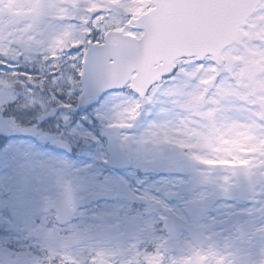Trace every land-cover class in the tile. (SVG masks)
<instances>
[{
  "label": "rangeland",
  "instance_id": "374dc122",
  "mask_svg": "<svg viewBox=\"0 0 264 264\" xmlns=\"http://www.w3.org/2000/svg\"><path fill=\"white\" fill-rule=\"evenodd\" d=\"M92 7L102 14L95 20L86 15L94 10ZM149 8L150 0H9L6 10L0 5V81L10 84L6 87L0 83V110L14 125L34 123L53 108L63 106L60 96L70 100L78 97L79 89L74 76H79L82 71L85 49H82L83 45L67 47V44L73 39L79 43L86 42L88 28L93 22L98 27H108V21L138 18ZM120 25L119 29L125 34L136 35L129 31L130 21L121 22ZM98 32H93L89 39L95 40ZM247 34L245 48L226 52L227 65L219 71L210 61L203 67L192 61L183 65L176 78L154 90L146 105L147 118L140 113L139 104L125 96L111 97L96 112L107 117L109 128L118 131L126 141L133 139L136 146L133 156L141 158L142 165L170 173L169 182L166 175V179L154 183L156 190L162 189L164 197L174 198L168 200L178 201L177 205L182 202L187 208L199 206L197 203L201 202L208 204L210 216L196 223L212 231V245L207 253L199 257L188 254L185 247L188 242L185 241L181 245V253H177L176 257L171 256L173 264H227L231 260L234 264H246L247 251H244L243 257L234 256L236 249H233V254L228 251L233 242H240L245 235H249L246 232L245 235L236 233L239 223L244 225V219L236 215L235 218H229L231 211L238 214L244 207H229L226 201L246 195L245 180L252 174L262 177L263 185L253 198L263 203L256 210L264 215V148L261 144L264 134L262 126L256 121V117L263 114L261 108L264 109V7L251 21ZM63 50L75 52L72 56L75 64L72 67L56 72L52 70L53 64L41 66V57L48 59L53 52L59 54ZM241 62L246 65L237 69V64ZM55 72L59 76L49 80ZM230 73H234L239 81L231 82ZM217 75L222 78L215 84L212 80ZM221 91L225 94L223 100L218 95ZM206 94L211 95L208 102L202 100ZM201 117L207 121H198ZM177 118H181L183 123L181 129ZM211 118L217 121L221 136H217L212 123L208 125ZM70 120L67 113H62L57 121L67 124ZM112 123L113 127H110ZM141 125H144L143 130H140ZM85 126L91 125L86 122ZM213 132L217 139H214ZM91 133L83 126L75 131L81 137L95 138L94 132ZM162 134L164 138L170 136V141L191 143L198 151L197 156L202 158L213 162L234 159L245 163V167H235L227 175L213 176L208 168L194 165L196 156L188 157L172 149L169 143L168 147L165 146ZM152 135L155 137L152 139L155 149L143 158L146 153L145 140ZM242 149L250 151V155L242 157ZM53 157L51 153L20 142H13L6 150L0 151V178L6 189L0 197L10 198H0V233H3L2 229L14 231L9 236H0V264H12V261L17 260L19 264H53L56 259L62 263L87 264L84 261L92 256L85 259L81 257L86 249L95 251L96 264H102L103 261L112 264L111 258L106 255L116 257L112 250L115 245L121 247V242H101L96 235L93 236L104 229L114 232L116 228L112 221L102 219L103 212L84 215L85 220L67 230L71 232L70 236L64 230L49 227L45 222L40 225L32 222L33 218L47 217L50 207L55 204L56 194L62 186H66L67 179L64 176L77 175V179L86 176L90 187L99 184L96 177L100 171H95L94 163L84 162L79 167L71 165L66 170L69 162ZM104 180L116 186L122 184L117 177L108 176ZM18 203L27 205L22 215L16 209ZM170 207L179 212L177 207L171 204ZM105 216L114 218L112 213H106ZM94 218L106 223L95 224ZM224 221H233L232 231L227 236L220 235ZM140 222L146 225L148 231H153L157 220L154 223L151 215L148 221ZM83 233L87 234L85 242L81 240ZM151 238L155 240L157 236L151 234ZM217 244H225L227 251H219ZM240 244L243 245V242ZM260 244L263 247L258 252L264 251V240ZM131 245L132 242H128L127 247ZM176 248L178 246L174 248L178 251ZM169 249L165 248L171 255L174 250L171 246ZM40 251H43L42 254ZM232 256L233 259H228Z\"/></svg>",
  "mask_w": 264,
  "mask_h": 264
},
{
  "label": "water",
  "instance_id": "95a60500",
  "mask_svg": "<svg viewBox=\"0 0 264 264\" xmlns=\"http://www.w3.org/2000/svg\"><path fill=\"white\" fill-rule=\"evenodd\" d=\"M260 1L261 0L257 2V6L261 3ZM152 4L156 9L150 15L143 17L140 21L135 23V26L145 22L150 25V27L145 30L146 35L142 43L118 35H111L107 40L106 46L127 51L135 48L137 44H140L138 55L126 69V74L131 78L135 72L138 73L139 76L135 79V83L144 90H148L150 85L154 86L158 84L162 78L166 77V73L172 72L174 64L179 59L197 57L198 59L204 60L210 55L208 52L203 51L202 45L199 42L192 40L187 35L178 32L174 33L161 23L164 0H153ZM252 4L253 2L251 1L243 10H248ZM255 12L256 9L251 13L249 18ZM221 16H225L227 20L223 21L220 26L217 25L216 28L214 24L211 25V31H223L227 33V38L215 48L213 53H211V56H214L217 61L220 60L221 54L225 49L234 44L239 45L243 42L242 31L249 20V18H240V13L232 14V9L230 8L222 9L221 12L217 14V17ZM202 52L203 55L201 54ZM87 60L86 74L83 80L85 95L81 102L82 111L97 104L106 92L120 90L125 87V85L111 82L110 68L108 63L104 60L102 50L94 51L90 57L87 56ZM1 129L6 131L2 134ZM12 133L13 130L8 128L7 123L0 119V136L11 137ZM18 133L22 136L34 138L29 131L17 130L16 134ZM256 186L257 183L252 185V189ZM68 195L70 194H67V197ZM65 209L66 204L61 203L59 205V210L62 211Z\"/></svg>",
  "mask_w": 264,
  "mask_h": 264
},
{
  "label": "snow or ice",
  "instance_id": "6c2138e0",
  "mask_svg": "<svg viewBox=\"0 0 264 264\" xmlns=\"http://www.w3.org/2000/svg\"><path fill=\"white\" fill-rule=\"evenodd\" d=\"M217 0H164V5L162 7L161 23L164 24L170 31L174 33H181L187 35L192 40L199 42L202 45L203 51L208 52L210 55L214 52L215 48L219 46L226 38L227 33L223 31L213 32L211 31V25L216 19L218 10ZM100 13H96L94 20L98 18ZM150 25L145 22L140 25L131 27L129 31L135 33L139 37L143 38L146 28ZM95 31H101L102 37L100 41H95L89 39ZM105 33L101 27L96 26L93 22L88 28L86 42H81L74 45L73 47H78L80 45H86L85 54L90 57L94 51L102 50L104 54V60L108 63L110 68V79L112 83H117L121 85L128 86L130 89L135 90L139 94V99H136V104H140L145 98L151 100L152 87L149 86L148 92L135 83L134 74L129 78L126 74V69L134 61L135 57L138 55V49L140 44L133 49L127 51H122L120 49H114L106 47V41L103 39ZM142 43V39H141ZM96 45V49H92V45ZM203 55V52L201 53ZM59 54L57 52L52 53V58L57 59ZM198 66L203 67L205 61L203 59L198 60ZM197 61V62H198ZM88 60H85V64ZM81 75L84 72L81 71ZM177 74L176 69L172 72L166 73V77H175ZM6 87L10 84L8 81H0ZM142 106V105H141ZM113 127V123L110 124ZM155 135V133H153ZM183 144V142H178ZM154 251V250H153ZM148 264H150V258H146ZM12 264H19V261H12Z\"/></svg>",
  "mask_w": 264,
  "mask_h": 264
},
{
  "label": "flooded vegetation",
  "instance_id": "af4514ba",
  "mask_svg": "<svg viewBox=\"0 0 264 264\" xmlns=\"http://www.w3.org/2000/svg\"><path fill=\"white\" fill-rule=\"evenodd\" d=\"M103 131L106 133V134H103L102 132H99V137H100V141H99V144L98 145H95L93 143H90V145L88 146H85V144H83L82 142L78 141V140H65L67 141L71 147L73 148V152H74V149L75 151L77 152V156H74L73 157V160H77V159H80V157H83L84 156V152L85 151H91V152H96L97 153V157L100 156V158H102V166L104 167H107V164H108V157H107V148L109 146V143L112 142L113 144V147H117L119 146V138L117 137V135H112L110 137L107 136V134L109 133L107 131V128L104 126L103 128ZM43 131H47L48 133H55V130L51 127V126H48V127H45L43 130H40V133L43 134ZM127 150V152L129 154H132V152H134V150L136 149L135 147L131 146V147H126L125 148ZM99 151L101 153H99ZM80 156V157H79ZM134 166H136V163L134 164ZM110 175H114L112 172L109 173ZM118 174V173H117ZM120 175V173H119ZM76 178H70L68 177V184H70V186L68 187H71V188H79L81 186H83L81 183L75 181ZM85 190V189H84ZM114 192V197H115V201H114V205L116 206H122L124 205L128 199L131 197V193H129L128 190H125L123 187H121L120 189H115V190H111V189H108V190H101V191H97L95 192V194H98V193H101V194H106V193H109V192ZM110 206V205H108ZM117 232H114V233H106V232H101L99 234V239H102V240H110V241H120V249L119 251L121 253H125V252H129L131 251V249H129L127 246H128V242H131L132 240H134V234H131L132 233V229H131V224L130 222L127 220V219H124L123 222L119 223V226H118V229L116 230ZM120 232H124L126 234H121L120 235ZM113 235L114 238H110L109 236ZM141 247H138L136 249H140ZM147 250L143 249L142 250V253H141V256H140V260L138 262V264H146V255H145V252ZM160 251H162V249H160ZM122 258L125 257L124 254L121 255ZM131 257V254H128V258L124 261L125 263L127 262H131L132 260L130 259ZM121 264V263H120Z\"/></svg>",
  "mask_w": 264,
  "mask_h": 264
},
{
  "label": "clouds",
  "instance_id": "9594fccd",
  "mask_svg": "<svg viewBox=\"0 0 264 264\" xmlns=\"http://www.w3.org/2000/svg\"><path fill=\"white\" fill-rule=\"evenodd\" d=\"M0 5H3L4 6V10H6L8 7H9V0H0ZM176 71H179V69H176ZM157 87H160L159 85H156ZM219 97H220V100H223L224 99V92L221 91L219 94ZM255 102V101H253Z\"/></svg>",
  "mask_w": 264,
  "mask_h": 264
}]
</instances>
